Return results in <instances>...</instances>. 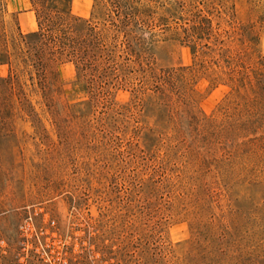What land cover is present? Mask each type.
I'll list each match as a JSON object with an SVG mask.
<instances>
[{
	"label": "rangeland",
	"instance_id": "1",
	"mask_svg": "<svg viewBox=\"0 0 264 264\" xmlns=\"http://www.w3.org/2000/svg\"><path fill=\"white\" fill-rule=\"evenodd\" d=\"M128 1L156 25L137 26L149 66L188 67L195 121L143 89L95 104L70 62L49 108L24 75L28 101L0 105V264L27 261V218L46 233L38 252L50 264H264V0ZM47 5L111 14L100 0ZM3 10L9 35L37 31L30 0ZM199 20L203 39L180 43L175 28Z\"/></svg>",
	"mask_w": 264,
	"mask_h": 264
},
{
	"label": "trees",
	"instance_id": "2",
	"mask_svg": "<svg viewBox=\"0 0 264 264\" xmlns=\"http://www.w3.org/2000/svg\"><path fill=\"white\" fill-rule=\"evenodd\" d=\"M30 1L37 31L14 37L6 31L0 0V65L7 66V75L0 78V105L15 98L23 103L28 101L26 84L21 81L27 75L32 92H38L47 107L56 106L54 100L60 95L57 66L70 62L75 67L77 83L84 86L95 104L107 102L111 90L130 88L133 93L148 90L161 97L171 117L186 116L195 121L191 103L183 97L188 67L157 72L149 66L148 59H143L149 49L138 38L137 26L152 30L156 25L153 20L143 18L141 9L132 2L122 0L120 9V4L113 0H100L110 5L111 14L108 12L103 20H84L70 15L65 8L49 7V0ZM202 23L199 20L191 28L181 27V33L175 28V35L181 38L177 40L180 43L202 40ZM191 52L194 56L195 45ZM229 80L241 83L244 77L231 76ZM246 125L251 127V122Z\"/></svg>",
	"mask_w": 264,
	"mask_h": 264
},
{
	"label": "built area",
	"instance_id": "3",
	"mask_svg": "<svg viewBox=\"0 0 264 264\" xmlns=\"http://www.w3.org/2000/svg\"><path fill=\"white\" fill-rule=\"evenodd\" d=\"M30 226L31 220L30 218H27L22 222V224H20L18 228V233L20 237L18 251L19 253H24L27 258V261H25V263H21L17 261V259L14 257V259H12L11 261H7L1 264H50L49 262H44L43 256L38 252L40 241L43 240L42 236L46 233L39 230L31 229ZM29 244L31 245V249L28 250V252L27 247L29 246Z\"/></svg>",
	"mask_w": 264,
	"mask_h": 264
}]
</instances>
